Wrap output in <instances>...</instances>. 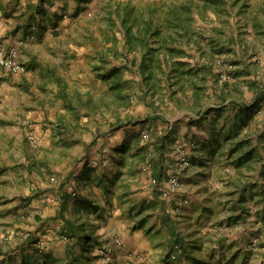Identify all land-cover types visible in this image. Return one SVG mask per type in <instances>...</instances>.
I'll list each match as a JSON object with an SVG mask.
<instances>
[{"label":"crops","instance_id":"obj_1","mask_svg":"<svg viewBox=\"0 0 264 264\" xmlns=\"http://www.w3.org/2000/svg\"><path fill=\"white\" fill-rule=\"evenodd\" d=\"M104 1L0 0V43L9 49L16 50L18 58L28 69L24 74L10 73L0 69V96L3 102L0 109V152H4L0 155L2 178L4 180L18 178L17 175H13L12 170L15 168L21 178L27 176L25 174V144H29V142L25 143L23 133L28 134V130L33 131L39 143L47 146L49 150L53 149L54 144H76L68 149L63 147L62 149H66L62 152L64 159L61 157L60 160L63 166H67L71 162L68 169L70 172H77V176L65 179L70 176V172H67L68 169H64L63 172L67 174H64L55 184L46 185V181L49 180L47 173H52L51 169L52 171L54 169L50 167L53 164L43 157V154L38 153L40 150L27 154L31 159L28 162L37 168V170H33L34 177L42 187V193L34 202L42 208L44 220H46L43 229L39 231L43 249H38L45 252L49 247L60 243L57 240H60L64 245L59 254L50 251L39 258L38 255L32 254L35 258L34 264H167L169 250L171 246L176 245L174 238L179 234L180 226H187V232L190 234L192 227H195L197 222L195 217L210 213L208 204L202 205L203 209L199 204L192 207L183 204L182 194H185V187L188 186V194H196L194 198L196 196V200L202 201L209 198L210 191L224 192L225 196V192L229 191L232 186L231 183L227 184L228 181L224 183L229 176L222 175L225 171L223 165L228 160L225 161L227 156H224V151L227 150L226 144L234 146L237 141L242 140H245L246 144H258L256 149L260 150L261 155V182L264 183V111L261 114H254L253 109L249 108V105L255 103L257 104L255 109L260 106L264 108V99H260L262 97L258 95L259 88H255L258 91L255 92L254 83L251 81L242 85L243 93H234L228 88L224 89L225 92L219 90L222 102L215 105L217 116L214 118L215 120L211 121L210 128L203 127L205 131L196 128L195 132L198 135L194 140H192V132H189L187 127L184 130L187 135H182V138L185 136L190 141L189 143L184 142L190 149V157L195 160L196 164L205 161L206 164H203V167L196 168V165L192 164L189 168H182L177 160L178 154L175 150L170 152L169 158L163 161L165 165L163 169L154 165L147 174L134 168L136 160H126V162L124 157L117 158V160L111 157L112 173L101 168L102 172L97 169L98 174L96 175H92L91 169L84 166V163L89 161V157L79 161L83 154L81 152L77 155L82 151L79 144H90L93 141V132L96 135L105 134L107 139L110 138L111 141L104 145V149L109 152L121 145L122 141L131 137L132 133L145 129L147 125L153 127L151 122L145 125L140 120L137 124V120L133 121L134 124L128 123L127 120H133V117L138 116L130 108L121 109L116 114L117 116L104 104L99 109L88 112L85 117L83 110H77L80 105L78 102L89 101V99H98L103 102L104 96L108 93L109 87L103 82V76L107 78V75L112 71L111 64L106 61L107 55L112 50V47H109L111 42L108 43V38L104 39V35L98 34L97 30L93 29L94 25L89 22L90 17L87 13L91 9L98 10L99 4ZM157 20L158 18L154 21ZM252 28L254 29V27ZM108 34L109 32L105 35L109 37ZM96 61H101V64ZM250 83L253 88L250 87ZM96 86L102 87L101 92L94 91ZM195 91V89L192 90L190 98ZM209 92L210 90H208ZM238 99L244 100V102L240 103ZM236 100H238L237 105L234 104ZM223 105H226V108L232 107L234 112L226 115V111L223 112L221 108L219 109V106ZM173 118H170L171 124H173ZM118 121L119 123L114 126L117 128L114 135L107 136L111 134V122ZM157 123L159 124V122ZM238 127L240 130L245 129L237 134L236 128ZM83 128L89 129L91 134L88 133L89 135L86 134L82 139H78L77 132ZM77 140H80V143L76 142ZM194 142L198 144L195 145ZM202 143L205 144L208 152H205ZM100 144V140H98L97 146ZM176 145L174 144V146ZM28 148L30 149V146H27ZM66 153L71 160L66 158ZM165 154L167 153L165 152ZM208 155L210 156L208 157ZM118 160H122V162H118ZM43 162L47 164L41 166L40 163ZM215 162L216 165H214ZM132 163L134 167L131 166ZM105 167H107L106 163ZM41 170L44 172V177L38 175ZM176 174H179L183 181L192 176L191 174L197 175V182L201 186H197L198 189L191 192V187L184 184L183 187L173 192L175 198L177 194L180 195L176 202L181 201L180 203L183 204L181 212L168 217L163 211L156 210L152 217L141 221L142 223L146 222L142 228L133 230L137 219L142 218H133L129 213V207L139 204L145 199L154 200L156 194L161 196L162 189L168 188L167 180L171 175L175 176ZM148 175L150 179H148ZM154 176L158 177L159 186L153 184L152 177ZM129 181L133 183L132 187L124 188V183ZM114 182H117V186L113 190L117 193L113 198L108 194V191L112 189ZM53 185L55 186L54 190L46 189ZM106 188H108L107 191H105ZM263 188L261 186V190ZM9 196L11 197V195ZM118 198H124L121 203L127 204L128 208L123 209L118 206L114 209L109 206L111 203L118 205L120 200ZM107 201L111 203L108 204ZM92 205L98 209L99 213L103 212L101 215L104 214L103 217L105 216L106 220L112 223L108 229L97 228L100 225L98 219L87 221V209ZM11 206L13 205H1L0 212L5 208V211L1 212L5 213L11 209ZM216 209L214 206L211 208L213 211ZM53 211L59 213L61 218L57 220V224H52L50 228L47 224L50 219H46V217L53 214ZM10 213H12L11 210ZM220 213L221 218L224 217L222 215L227 216L223 210ZM63 225L71 226L73 232L78 229L79 235L75 238L71 232L69 234L70 228L67 233L57 234ZM54 227L55 230L52 229ZM149 230L151 233H148ZM190 239L191 237L186 241ZM176 242L181 243L180 241ZM73 244L79 247L80 253L85 252V254H73ZM175 248L176 246H174L173 252H175ZM190 251L187 248V252L183 254V249V252L179 254L180 257L170 260V264H195L192 261V256H195V259L210 262L209 257H203L202 254L195 255V252ZM107 256H110L111 259H108Z\"/></svg>","mask_w":264,"mask_h":264},{"label":"rangeland","instance_id":"obj_2","mask_svg":"<svg viewBox=\"0 0 264 264\" xmlns=\"http://www.w3.org/2000/svg\"><path fill=\"white\" fill-rule=\"evenodd\" d=\"M188 2L193 5L192 9L187 11L180 7L179 13L190 33L188 36H181L175 28L168 27L169 16L171 15L169 10L171 5L179 6ZM125 5H128L129 8L134 7V12L131 13L128 24L136 18L139 21L144 17L147 18L152 10L157 8L153 17L154 20L159 18L163 22L162 32L164 34L170 32L177 37V40L169 41L163 47L164 49L159 51L164 70H159L158 65L155 64L154 70L157 76L150 81L151 83H158L159 81L156 90H154L156 86L151 87L152 84L144 77L147 70L144 71L141 67L144 53L142 47L132 48L129 44L126 26L122 21L126 15L125 8L123 9ZM87 13L90 17L89 22L94 25L93 29L97 30L98 34L104 35V39L108 38V43L111 42L109 47H112V50L107 55L106 61L111 64L112 71L118 69V72L110 77L108 74L107 78L103 76V82L109 87L103 102L98 99L82 100L78 102L80 105L77 110H83L85 112L83 116L85 117L88 112L99 109L102 104L106 105L115 115L121 109L130 108L138 116L133 117V120H127L128 123H133L134 120H137V124L140 120L145 125L149 122L153 124V127L147 125L145 129L132 133L131 137L127 138L126 141H122L121 145L109 152L104 149V145L111 141L110 138L107 139L105 134L96 135L93 132V141L90 144H79L82 147V151L77 154L83 153L79 161L89 157V161L84 163V166L91 169L92 175L98 174L97 169L102 172L101 168L112 173L111 157L114 160L121 157H124L125 161L136 160L135 165L132 163L131 166L134 165L135 167H133L137 168L138 171L147 174L153 169L154 165L163 169L165 167L163 161L169 158L170 152L172 153L174 150L178 154L177 160L182 168H189L192 164L196 165V168L198 166L203 167L206 164L205 161L196 164L195 160L190 157V149L184 144V142L189 143L190 141L185 136L182 138V135H187L184 132L187 127L189 132H192V140H194L195 136L198 135L195 132L196 128L198 130H204L206 126L210 128L211 121L215 120L214 118L217 116L215 105L222 102L219 90L225 92L224 89L228 88L234 93H243L242 85L251 81L254 83V90L259 88V92L257 89L255 92L257 91L259 97H262L260 99H264L263 0H105L99 4L98 10L94 11L91 9ZM134 29L137 30V27H134ZM108 32L109 37L105 35ZM0 44L4 45L3 43ZM155 46H159V43H156ZM168 47L175 48L176 51L171 52L167 49ZM96 63L101 64V61H96ZM231 64L233 65L232 77L228 80L224 79L222 74L227 72ZM250 87L253 88L251 83ZM193 89L196 91L190 98ZM101 90L102 87L100 88V86H96L94 89L97 93L101 92ZM208 90H210L209 93ZM238 100H236V103H232L237 105ZM239 102L243 103L244 100H239ZM133 106L135 107L132 108ZM225 106H219V109L221 108L223 112L226 111V115L234 112L232 107L226 108ZM202 111L203 113H201ZM263 111L264 108L260 106L255 110L253 109L252 112L261 114ZM172 117H174L173 124H171L170 120ZM117 123L119 121L111 122V134L107 136L114 135L117 129L114 126ZM244 129L240 130V132ZM70 132L72 131L70 130ZM88 133H90L89 129L83 128V130L77 132L76 136L78 139H82ZM147 134L149 137H145ZM23 137L25 143L29 142V144H25V174L27 176L21 178L15 168L12 170L13 175H17L18 178L4 180L2 178L3 173L0 172V206L13 205L5 213H1L5 211V208L0 212V264H20L23 254L38 255V258L50 251L59 254L64 246L60 240H57L60 243L54 247H49L46 250L47 252L45 251L46 253L38 249V245H42L39 231L43 229L46 220H44L42 208L38 203L34 202L42 193V187L37 183L36 177H34L33 170H37V168L36 166L33 167L31 162H28L31 159L27 154L40 150L38 153L43 154L42 156L53 164L50 167L54 169V171L51 169L52 173H47L49 182L46 181V185L55 184L58 183V180L64 174H67L63 170L70 168L71 163L69 162L67 166L61 164L62 152L66 150L62 148H72L76 144H54L53 149L49 150L47 146L39 143L36 135L37 144H33L30 141L26 132L25 134L23 133ZM98 140H100V146H97ZM79 141L77 140L76 142L80 143ZM174 144L177 145L174 146ZM194 144L198 143L194 142ZM211 144L213 143L211 142ZM179 145L182 146L183 153L188 156L189 165L182 163L180 158L183 153L178 151L177 146ZM204 145L202 143L205 152H208ZM257 145L246 144L245 140L237 141L234 146L233 144H226L227 150L224 151V156H227L225 161L226 159L228 160L223 165L225 171L222 175L225 176L227 174L229 176L224 183L228 181L227 184L231 183L232 186L229 191L225 192V196L224 192L210 191L211 195L209 198L202 201L196 200V196L194 198L196 194H188V186L185 187V194H182V197H184L183 204H188L191 207L196 204H199L200 207L208 204L210 213L207 212L204 215L195 217L197 222L195 227H192L190 234L187 232V226H180L179 234L174 238V244L182 247L176 241L184 243L191 250L190 252H195V255L202 254L204 255L203 257H209L210 264H264V188L261 190V186L264 187V183L261 182V155L259 153L260 150L256 149ZM27 146H30V149H27ZM133 146L135 147L133 148ZM173 146L174 148H172ZM233 147H235V150L231 151ZM2 149L5 148L2 147ZM250 150L252 151L250 161L243 167H237L236 159ZM2 153L4 152H0V155ZM65 156L71 160L67 153ZM118 162H122V160H118ZM105 163L107 167H105ZM40 164L43 166V164L47 163L43 162ZM214 165H216V162ZM47 168L49 167L47 166ZM67 172H70L69 169ZM76 173L70 172V176L65 179L77 176ZM38 175L44 177L43 170ZM191 175L183 181L179 174H176L180 178L181 187L184 184L189 185L191 192H193L201 184L197 182V175ZM234 177L235 179H233ZM148 179H150L149 175ZM132 184L131 181L126 182L124 183V188L129 189ZM116 186L117 182H114L112 189L108 191V194L111 197L113 196V198L117 193L113 190ZM54 187V185L48 186L46 189L52 188L54 190ZM76 193L73 194L78 196ZM243 194L246 195V198L241 201L244 198ZM179 196L177 194L176 198L173 196L168 201L156 194V199L154 200L148 201L145 199L143 202L129 207V213H131L130 215L133 218H142L137 219L133 230L142 228L146 222L142 223L141 221L152 217L156 210H159V212L163 211L168 217L181 212L183 204L180 203L181 201L179 203L176 202V200H179ZM118 199H120L118 205L108 201L107 203H111L109 206L114 209L118 206L123 209L128 208L127 204L121 203L124 198ZM238 201H241V203ZM212 206L217 208L216 211L211 210ZM10 210L12 213H10ZM222 210L225 214L227 213L226 217L225 215H222L224 216L223 218L220 217V211ZM53 212L55 213L56 211ZM54 213L46 217V219H50L47 222L50 228L52 224H57V220L61 218L59 213ZM87 213V221L98 219L100 225L97 228L104 227L108 229L112 224L106 220L105 216L103 217L104 214L101 215L103 212H98L94 205L87 209ZM157 218L159 219V217ZM180 222L184 224V222ZM68 228H70V231H68ZM52 229L55 230L56 228ZM72 230L71 226L63 225L59 228L57 234H64L68 231L69 234L71 232L76 238L79 235V231L78 229L75 232ZM148 233H151V231L149 230ZM219 233H221V236H219ZM69 234L68 236L70 237ZM189 237L191 239L186 241ZM174 246H171L169 250L167 256L169 262L167 264H170V260L180 257H173ZM72 249L73 254H85V252L80 253L77 245L73 244ZM192 258L195 264H200L197 262L198 259H195V256H192Z\"/></svg>","mask_w":264,"mask_h":264},{"label":"trees","instance_id":"obj_3","mask_svg":"<svg viewBox=\"0 0 264 264\" xmlns=\"http://www.w3.org/2000/svg\"><path fill=\"white\" fill-rule=\"evenodd\" d=\"M212 1V0H209ZM193 3V2H192ZM133 7V6H132ZM185 9L187 11H190L192 9L193 5L191 3H183L182 5H171L169 12H171V15L169 16V28H175L177 31H179V35L181 36H188L189 35V28L186 26L184 21L181 18V14L179 13V8ZM125 8L126 15L123 17V23L126 26L127 31V38L129 41V44L132 48H138L142 47L144 53L143 58L141 61V67L143 68L145 72V79L150 82L157 74H155V64L158 65L159 70L163 71V65L161 64L162 60H160L159 51L163 50L164 46L171 40L175 41L177 40V37L168 32L167 34H164L162 32L163 28V22L160 21L158 18L157 21H154L153 14L157 11L156 9H153L151 14L146 18H142V20L139 21L138 18H136L133 22L129 23V17L132 12H134V7L129 8L128 5H125L123 9ZM156 23V24H155ZM134 27H137V30L134 29ZM183 29V30H182ZM156 43H159V46H155ZM169 51L174 52L176 51L175 48L168 47ZM116 69V68H115ZM117 70V71H116ZM113 70L110 72L109 77L113 76L115 73L118 72V69ZM151 83V82H150ZM159 83V81H158ZM158 83H151V87H155L154 90H156ZM257 106L255 103L254 105H249V108L254 109ZM237 133L240 132V128H236ZM235 147L231 149V151H234ZM252 154V151L250 150L248 153L240 156L236 159V166L237 167H243L245 166L248 161L250 160V155ZM243 199L241 201H244L246 198V195L243 194ZM241 201H238L241 203ZM242 205V204H241ZM182 247L184 248L183 254L187 252V247L184 245V243H180ZM34 257L32 254H23V259L21 264H34ZM200 264H210L208 261H202L197 260Z\"/></svg>","mask_w":264,"mask_h":264},{"label":"built area","instance_id":"obj_4","mask_svg":"<svg viewBox=\"0 0 264 264\" xmlns=\"http://www.w3.org/2000/svg\"><path fill=\"white\" fill-rule=\"evenodd\" d=\"M232 67L233 65L231 64L227 70V72H224L222 74L224 79H230L232 77ZM4 69L10 73H17V74H24L27 72V66L19 60L18 58V53L16 50H12L9 48H6L4 45L0 44V69ZM3 102L2 98L0 97V108H2ZM28 138L33 144H37L38 140L35 137V134L32 131L28 132ZM145 137H149V135H145ZM177 149L179 152L183 153L182 146H177ZM182 163L184 165H189L190 160L187 155L184 153L182 154V157L180 158ZM153 184L156 186L160 185V181L154 177L152 179ZM181 187V181L178 176H171L168 180V188L162 189L161 196L165 200H171L173 198V191L178 190ZM38 248L42 249V245L39 244ZM175 252H173V257L176 258L183 252V248L180 245H176ZM108 259H111L110 256H107Z\"/></svg>","mask_w":264,"mask_h":264}]
</instances>
